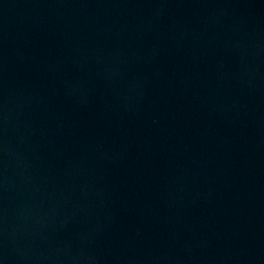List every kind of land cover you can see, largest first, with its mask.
Returning <instances> with one entry per match:
<instances>
[{
  "label": "water",
  "instance_id": "95a60500",
  "mask_svg": "<svg viewBox=\"0 0 264 264\" xmlns=\"http://www.w3.org/2000/svg\"><path fill=\"white\" fill-rule=\"evenodd\" d=\"M0 264H264V0H0Z\"/></svg>",
  "mask_w": 264,
  "mask_h": 264
}]
</instances>
